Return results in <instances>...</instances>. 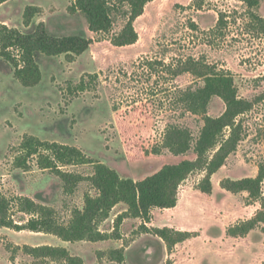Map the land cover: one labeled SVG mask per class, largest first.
<instances>
[{
    "label": "rangeland",
    "instance_id": "rangeland-1",
    "mask_svg": "<svg viewBox=\"0 0 264 264\" xmlns=\"http://www.w3.org/2000/svg\"><path fill=\"white\" fill-rule=\"evenodd\" d=\"M258 1L257 8L248 9L240 0H154L134 22L138 41L127 47L112 44L127 20L125 6L113 12L109 33L95 34L83 15L68 10L74 0H8L0 5V26L30 34L42 23L50 36L92 41L71 63L64 55H37L40 79L30 87L14 76V63L0 48V196L8 202L6 220L14 225L33 217L20 211L17 198L32 200L67 226L74 211L83 209L85 196L96 195L92 164L62 167L60 172L79 178L66 182L59 173L40 169L38 154L27 157L23 144L28 139L74 147L85 159L134 181L166 164L194 159L192 151L174 156L162 142L169 126L187 128L198 137L202 119L186 113L179 98L203 83L187 73L171 75L168 64L193 58L228 72L238 96L253 104L240 118L243 135L236 151L211 178L210 195L198 190L204 173L195 172L180 185L174 209H154L149 221L128 217L117 231L120 239L96 243L1 227L0 264H67L28 253L44 246L64 248L83 264H119L112 260L119 250L123 264H264L263 225L244 236L227 233L254 218L260 202L246 192L220 188L225 179L255 177L264 162V23L256 19L264 20V0ZM27 7L37 14L25 25ZM9 52L20 66L18 52ZM223 111L222 100L214 97L208 115L216 118ZM126 209L124 204L114 207L98 230L113 236L114 220ZM155 228L197 236L168 249L152 232Z\"/></svg>",
    "mask_w": 264,
    "mask_h": 264
},
{
    "label": "trees",
    "instance_id": "trees-1",
    "mask_svg": "<svg viewBox=\"0 0 264 264\" xmlns=\"http://www.w3.org/2000/svg\"><path fill=\"white\" fill-rule=\"evenodd\" d=\"M7 1L0 0V5ZM153 1L74 0L68 10L71 13L79 12L84 16L89 32L105 34L112 29L113 12L125 6L127 20L120 32L113 36L112 44L116 47H127L138 41L134 22L143 15L146 5ZM240 2L248 9H255L259 6L258 0H240ZM36 14V8L27 7L24 12V24L28 25ZM224 17V15L220 16L218 24L223 22ZM256 19L259 23H264L263 19ZM262 27L264 30V25ZM91 44V40L78 36L62 38L50 36L42 23L30 34H22L16 29L0 26L1 55L7 61L14 63V76L24 87L33 86L40 79V71L35 63L37 55L46 57L64 55L67 62L71 63ZM10 50L16 51L20 55V66L11 57ZM167 67L173 76L187 73L203 83L195 90H186L179 98L186 113L200 116L202 119L203 126L198 137L194 138L187 128L169 126L162 142L163 147L174 156L185 155L192 151L194 159H183L177 163L166 164L156 173L142 180L134 181L121 178L114 170L101 163L85 159L83 154L74 147L28 139L23 144L27 157L38 154L40 169L57 172L66 182L79 178L60 172L62 167L74 164H92L94 171L90 182L96 195L85 196L83 209L74 211L73 218L67 226L57 224L52 218L51 211L38 208L28 198H17L16 202H18L21 212L33 217L25 224L14 225L6 220L8 202L0 196V228H9L17 232L27 230L34 233L52 234L64 242L70 243L79 241L96 243L110 238L120 239L117 231L128 217L149 221L150 213L154 209H174L177 206L180 185L195 172L204 173L203 179L198 184V190L210 195L212 193L211 178L224 166L229 155L236 151L243 135L240 118L252 110L253 104L238 96L232 75L217 70L215 66L189 58L176 64H168ZM214 97L220 98L224 104L223 113L216 118L208 115V107ZM40 151L41 154H39ZM23 161L24 159L20 161L19 165L22 166ZM263 182L264 162L258 165L255 177L239 180L225 179L220 182L221 189L232 194L246 192L250 200L261 204V210L255 217L230 228L227 231L229 236H244L258 225L264 226ZM119 204H124L127 209L114 220L115 233L113 236L101 233L98 230L99 224L107 220L111 210ZM152 232L165 242L168 249L197 236L194 232H182L169 228H155ZM28 253L34 256L63 259L67 264H83L80 259L71 257L64 248L48 246L29 248ZM112 260L123 264V251L114 252Z\"/></svg>",
    "mask_w": 264,
    "mask_h": 264
}]
</instances>
